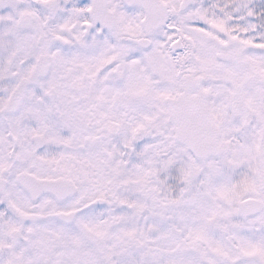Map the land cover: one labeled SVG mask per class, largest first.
<instances>
[{
  "label": "snow or ice",
  "instance_id": "obj_1",
  "mask_svg": "<svg viewBox=\"0 0 264 264\" xmlns=\"http://www.w3.org/2000/svg\"><path fill=\"white\" fill-rule=\"evenodd\" d=\"M0 264H264V0H0Z\"/></svg>",
  "mask_w": 264,
  "mask_h": 264
}]
</instances>
